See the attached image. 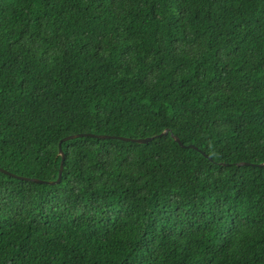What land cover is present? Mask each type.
I'll list each match as a JSON object with an SVG mask.
<instances>
[{"label": "trees", "instance_id": "obj_1", "mask_svg": "<svg viewBox=\"0 0 264 264\" xmlns=\"http://www.w3.org/2000/svg\"><path fill=\"white\" fill-rule=\"evenodd\" d=\"M262 164L264 0H0V264H264Z\"/></svg>", "mask_w": 264, "mask_h": 264}, {"label": "water", "instance_id": "obj_2", "mask_svg": "<svg viewBox=\"0 0 264 264\" xmlns=\"http://www.w3.org/2000/svg\"><path fill=\"white\" fill-rule=\"evenodd\" d=\"M168 133H169V130L167 129V130H165V132H164L162 135H168ZM87 135H89V134H86V135H85V134H79V135H75V136H69V137H66V138L62 139L61 143L64 142V141H67V140H71V139H74V138H78V137H81V136H87ZM162 135H161V136H162ZM89 136L94 137V135H91V134H90ZM96 137H98V138H102V139H104V138H114V137H110V136H96ZM172 137H173V139H174L176 142L179 143L180 146H183V144L180 142L179 138H177V137L174 136V135H172ZM121 139L126 140V141H131L130 139H127V138H121ZM151 140H152V138H146V139H139V140H132V141H135V142H138V143H142V144H144V143H147V142H149V141H151ZM191 148L197 149V148L194 147V146H191ZM200 152H201V151H200ZM202 154H203L204 156H206L203 152H202ZM60 156H61L62 159L64 160V154H63L61 148H60ZM239 165H249V164H248V163H239ZM263 165H264V164H262V165H260V166H263ZM62 168H63V166H61L60 174H59V178H58V180H57L56 182H44V181H41V180H38V179H32V181H33V182H36V183H47V184H50V185L55 184V183H58V182L60 181V177H61V173H62ZM0 171H2V172H4V173H7V174H10V173L6 172L5 170H3V169H1V168H0ZM10 175H11L12 177L19 178V179H22V180H29V179H27V178H23V177L15 176V175H13V174H10Z\"/></svg>", "mask_w": 264, "mask_h": 264}]
</instances>
